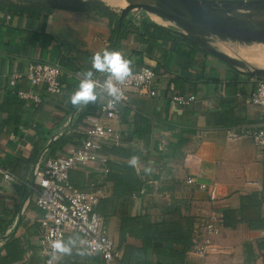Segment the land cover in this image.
<instances>
[{
    "label": "crops",
    "instance_id": "1",
    "mask_svg": "<svg viewBox=\"0 0 264 264\" xmlns=\"http://www.w3.org/2000/svg\"><path fill=\"white\" fill-rule=\"evenodd\" d=\"M75 1L0 0V165L16 176L15 181H5L0 175V256L17 258L6 264H40L38 219L42 210L34 202L32 167L63 153L52 154L49 146L63 133L81 134L85 116L95 114L103 99L100 95L95 102L79 106L69 100L82 79L75 71L91 69L93 55L112 49L117 41L111 42L113 21L96 10L49 8L57 3L75 6ZM92 1L101 10L113 11L115 6ZM129 14L132 18L127 17L126 34L117 50L131 60L133 70L142 65L155 69L159 94H131L118 104L116 116L104 119L118 132L115 144L132 155L108 154L105 146L102 152L108 160L131 163L142 185L116 196L98 162L71 170L69 181L75 187L99 192L96 209L120 255L106 262L99 255L87 254L81 234L67 229L62 240L71 238V250L58 251L57 264H123L125 247L142 244L134 234L121 235L123 215L130 222L138 221L140 228L143 221H149L174 235L178 230L189 231L191 240L196 232H203L199 229L202 221L215 217L219 227L210 234V251L199 254L189 247L182 264H264V146L250 136L229 139L225 135L228 126H264L257 106L250 101L256 78L210 54L199 41L183 40L177 29L188 30L174 21L157 13L155 19L146 16L149 21L141 20L143 13ZM201 36L208 45L222 50L215 34ZM30 61L62 66L60 94L42 91L38 103L16 96L14 90L31 86L25 78L12 85L10 77L23 72ZM169 84L175 91L194 93L196 100L172 104ZM190 176L194 182H187ZM199 182L215 184V200H210ZM152 244L161 246L162 242ZM133 264L174 263L150 247L141 262Z\"/></svg>",
    "mask_w": 264,
    "mask_h": 264
},
{
    "label": "built area",
    "instance_id": "2",
    "mask_svg": "<svg viewBox=\"0 0 264 264\" xmlns=\"http://www.w3.org/2000/svg\"><path fill=\"white\" fill-rule=\"evenodd\" d=\"M138 17V16H136ZM62 66L56 62L30 61L21 73H13L10 84L14 85L16 79L25 78L30 88H18L14 93L19 98L38 103L42 100L43 91L47 95L57 96L63 86L61 75ZM75 74L83 78L79 70ZM96 78L103 82L110 77L108 73H96ZM256 85L250 94V101L257 106L261 117L264 119V77H255ZM156 72L149 65H142L122 82L118 87L122 90V98L112 102V98L103 93V99L99 102L95 114L85 116L84 126H81L82 137L70 142L63 153L48 156L41 164L36 162L31 170L32 180L36 185L35 204L42 210L39 221V246L40 264H57V250L52 247L53 241L62 240L67 229L78 231L81 234V245L87 254L99 255L106 262L119 258L120 252L115 247L113 240L104 227V219L98 213L96 207L100 200L97 191L82 190L75 187L69 181V172L76 168L98 162V168L106 173L108 171V159L102 152L103 146L115 144L119 135L109 124V121L117 114V106L124 103L131 94L138 96H156L159 94L156 88ZM171 94L169 101L172 104H187L196 100L194 93H181L174 90L173 84H169ZM224 92V85L220 86L219 93ZM225 135L229 139H237L250 136L254 142L264 146V126L249 129L242 126H228ZM0 175L5 181H15V174L0 165ZM190 176L187 182H194ZM198 186L206 189L211 201L215 200V184L199 182ZM203 232H196L192 237L190 250L199 254H206L212 248L210 234L217 232L219 224L215 217L202 221L200 225Z\"/></svg>",
    "mask_w": 264,
    "mask_h": 264
},
{
    "label": "water",
    "instance_id": "3",
    "mask_svg": "<svg viewBox=\"0 0 264 264\" xmlns=\"http://www.w3.org/2000/svg\"><path fill=\"white\" fill-rule=\"evenodd\" d=\"M147 2H130L122 6L118 16L116 36L123 18L133 8L157 13L168 20L176 22L188 31L178 30L188 38L199 41L215 57L230 66L239 69L231 56L212 48L198 34L200 32L218 34L241 40L264 41V0H148ZM252 77H264V68L251 66L241 70Z\"/></svg>",
    "mask_w": 264,
    "mask_h": 264
},
{
    "label": "trees",
    "instance_id": "4",
    "mask_svg": "<svg viewBox=\"0 0 264 264\" xmlns=\"http://www.w3.org/2000/svg\"><path fill=\"white\" fill-rule=\"evenodd\" d=\"M96 1L92 0H77L75 1V6L62 5L61 3L54 4L53 6H49L50 9L55 7L69 8V9H89L96 10L97 13L109 17L111 21H113V25L111 27V42L114 40L116 36L117 23L119 13L113 11H109L108 8H103L102 10L97 6L93 5ZM142 21H146L147 17L143 14ZM131 19V15L127 13V15L123 18L120 30L117 34V41L115 45H113L112 49L117 50L119 47V42L122 37L125 36V25L128 21V18ZM146 17V18H145ZM149 21V20H147ZM151 23V22H150ZM154 25V24H152ZM159 30H164L169 33H173L171 29L163 26L156 25ZM174 34V33H173ZM178 35V34H176ZM183 40H191L186 36L179 35ZM88 108V107H87ZM82 115L78 117V120H81ZM82 137V134L79 133H69V134H61L59 135L49 146V151L52 154L57 153V151L64 150V146L71 141H76ZM105 151L108 154H114L119 156H131L132 154L127 151V148L119 146L117 144L105 145ZM107 178L110 179L113 183V193L116 196H121L123 193L127 191H136L142 185V182L136 176L135 168L131 163H116L114 160L108 161V171ZM138 221L130 222L128 216H122V223L120 226L121 235L127 233H131L139 237L142 241V244L138 247L136 246H126L121 257V262L123 264H133L140 263L142 257L146 254L148 248H152L154 253L158 256L168 257L171 259L174 264H182L186 251L190 247L191 239L189 231H181L178 230L177 234L174 235V232L164 231L157 227L156 224L152 222L143 221V227L137 226ZM159 240L162 242L161 246H153V241ZM177 247H175L176 245ZM175 245V246H174ZM10 252V250L8 251ZM7 255H9L7 253ZM14 259H17L16 256L8 257V256H0V264H6L7 262H11Z\"/></svg>",
    "mask_w": 264,
    "mask_h": 264
},
{
    "label": "clouds",
    "instance_id": "5",
    "mask_svg": "<svg viewBox=\"0 0 264 264\" xmlns=\"http://www.w3.org/2000/svg\"><path fill=\"white\" fill-rule=\"evenodd\" d=\"M131 63V60L118 50L105 48L102 52L95 53L91 69L83 73V78L69 97L71 104L79 106L95 102L103 93L110 96L113 103L119 101L123 93L118 83L132 73ZM105 72L110 74L111 78L100 82L95 74ZM72 242L71 238L68 241L56 240L53 241L52 247L59 252L68 253Z\"/></svg>",
    "mask_w": 264,
    "mask_h": 264
},
{
    "label": "rangeland",
    "instance_id": "6",
    "mask_svg": "<svg viewBox=\"0 0 264 264\" xmlns=\"http://www.w3.org/2000/svg\"><path fill=\"white\" fill-rule=\"evenodd\" d=\"M103 1L113 3V5L115 6H113L112 8L117 13L120 12V9L122 7L119 4L124 2V0H103ZM128 3H130V1L127 2L126 4ZM135 12H138L140 14L143 13L145 16H151L154 18V14L150 15L151 13L149 14V12H146L138 7L133 8L129 13H135ZM195 34L201 36V34L198 33ZM215 35L217 36V42H219V44L222 46V50L220 51L227 54L228 56L231 57L233 56L232 57L233 63L234 64L236 63L235 65L237 66V62H238L239 66L243 67L240 68L237 66L239 69L249 70L251 66L264 67V41L241 40L239 38H230L226 36H220L218 34Z\"/></svg>",
    "mask_w": 264,
    "mask_h": 264
},
{
    "label": "bare ground",
    "instance_id": "7",
    "mask_svg": "<svg viewBox=\"0 0 264 264\" xmlns=\"http://www.w3.org/2000/svg\"><path fill=\"white\" fill-rule=\"evenodd\" d=\"M125 1V3H127V2H147V3H150V4H152V2H150V1H148V0H124ZM151 13V14H150ZM149 14L150 15H153V14H155L156 15V13H154V12H149ZM155 19V18H154ZM170 24H172L173 25V23H171V22H169ZM178 27H180V28H182V29H185L183 26H180V25H177ZM179 30V29H178ZM187 30V29H186ZM181 31H183V32H186V31H184V30H181ZM201 34H212V33H206V32H200ZM212 48H214V49H217V50H221L219 47H212ZM228 54H229V52H228ZM234 55V54H233ZM233 57V56H232ZM235 60H236V58H235ZM236 64V63H235ZM237 66L238 67H240V68H243V67H241V66H239V64H238V62H237ZM259 67H261V68H264V67H262V66H259Z\"/></svg>",
    "mask_w": 264,
    "mask_h": 264
}]
</instances>
